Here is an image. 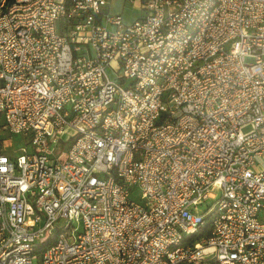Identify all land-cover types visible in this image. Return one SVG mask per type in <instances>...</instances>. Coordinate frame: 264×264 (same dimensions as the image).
<instances>
[{
    "label": "built area",
    "instance_id": "1",
    "mask_svg": "<svg viewBox=\"0 0 264 264\" xmlns=\"http://www.w3.org/2000/svg\"><path fill=\"white\" fill-rule=\"evenodd\" d=\"M106 4L0 0V264H264V0Z\"/></svg>",
    "mask_w": 264,
    "mask_h": 264
},
{
    "label": "rangeland",
    "instance_id": "2",
    "mask_svg": "<svg viewBox=\"0 0 264 264\" xmlns=\"http://www.w3.org/2000/svg\"><path fill=\"white\" fill-rule=\"evenodd\" d=\"M106 9L109 14H118L121 15V20L123 24H131L135 20L140 19L143 16L144 11L142 10V0H106ZM112 67L118 69L117 62L112 64ZM115 70L111 69V67L107 68V74L110 79L115 78ZM24 142L21 140L20 136L14 135L12 137L7 138L3 142V148L5 151L18 155L19 147L23 146ZM133 192L137 193V189L134 188ZM217 196L219 192L216 193ZM135 198H137L135 196ZM201 210H205L204 206L200 207Z\"/></svg>",
    "mask_w": 264,
    "mask_h": 264
},
{
    "label": "trees",
    "instance_id": "3",
    "mask_svg": "<svg viewBox=\"0 0 264 264\" xmlns=\"http://www.w3.org/2000/svg\"><path fill=\"white\" fill-rule=\"evenodd\" d=\"M208 227H209V224L206 223L205 226L202 228L201 232L199 233L198 236H203V235H206L208 233ZM197 236V237H198Z\"/></svg>",
    "mask_w": 264,
    "mask_h": 264
},
{
    "label": "crops",
    "instance_id": "4",
    "mask_svg": "<svg viewBox=\"0 0 264 264\" xmlns=\"http://www.w3.org/2000/svg\"><path fill=\"white\" fill-rule=\"evenodd\" d=\"M108 11V10H107Z\"/></svg>",
    "mask_w": 264,
    "mask_h": 264
}]
</instances>
